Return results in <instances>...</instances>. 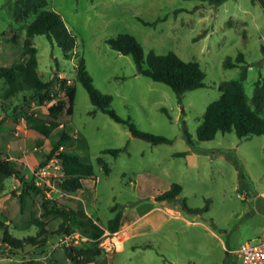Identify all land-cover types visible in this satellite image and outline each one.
Returning a JSON list of instances; mask_svg holds the SVG:
<instances>
[{
  "label": "rangeland",
  "instance_id": "374dc122",
  "mask_svg": "<svg viewBox=\"0 0 264 264\" xmlns=\"http://www.w3.org/2000/svg\"><path fill=\"white\" fill-rule=\"evenodd\" d=\"M14 6L15 0H0V66L26 58L24 25L32 15L16 21ZM48 7L74 35V51L67 58L54 39L35 34L37 72L43 80L56 75L57 96L65 95L64 78L66 85L73 84L74 94L59 125L45 136L27 128L24 116L45 114L47 104L23 102L30 90L3 97L7 83L0 78V152L19 167L26 184L37 186L57 205L82 209L102 227L119 210L124 221L115 232L105 230L98 242L77 230L58 234L61 218L54 212L43 215V195L15 176L5 177L0 181V218L21 245L7 244L0 230V264H74L66 246L98 248L84 264H242L233 251L244 240L255 241L264 224V135L240 138L230 130L198 140L196 128L206 106L220 96L218 84L240 76V66H225L226 58L235 60L243 53L248 67L242 85L251 106L255 82L264 84V9L259 1L48 0ZM120 32L132 34L144 55L173 51L183 60L197 61L204 85L184 91L178 101L167 84L139 73L131 54L107 43ZM80 57L93 86L110 95L116 114L172 141L153 144L133 136L127 125L97 108L75 76ZM59 130L72 136L60 150L77 153L93 167L94 178L82 180L75 191L60 187L57 158L40 164ZM104 148L121 150L113 155L103 153ZM172 182L181 185L176 199H154ZM183 200L189 207L207 204V209L189 212L182 208Z\"/></svg>",
  "mask_w": 264,
  "mask_h": 264
},
{
  "label": "trees",
  "instance_id": "16d2710c",
  "mask_svg": "<svg viewBox=\"0 0 264 264\" xmlns=\"http://www.w3.org/2000/svg\"><path fill=\"white\" fill-rule=\"evenodd\" d=\"M258 1L264 9V0ZM29 15H32V18L24 25L25 37L22 42L26 58L22 62H12L9 65L0 66V78H4L7 83L3 97H11L20 91L30 90L29 95L23 97V102L30 103L33 101L38 104H47L45 114L30 112L25 114L24 119L27 128L48 136L59 125L58 117L68 109V104L74 94V86L73 84L66 85L64 78L61 88H63L65 95L57 96L53 87L56 75L54 74L48 80L41 79L37 72V48L32 42V37L35 34H45L54 39L61 48L62 54L67 58L72 57L75 37L66 27L61 15L48 7V0H15V20L19 21ZM106 41L120 53L131 54L137 66V71L155 81L167 84L176 94L178 101H181L184 91L204 85V71L195 60H183L173 51L159 54L154 50H149L144 55L139 42L132 34L127 32H120L107 38ZM224 65L228 67L240 66V76L238 79L225 80L218 84L221 94L219 98L206 106L202 121L196 128L197 139L209 140L214 137L217 131L230 130H234L240 138L264 135V117L261 116L264 109V84L260 79L255 82L254 91L250 98L253 104L251 106L242 85L248 67L243 53L239 51L235 56V60L226 58ZM75 76L87 89L92 103L108 113L115 121L127 125L133 136L141 137L153 144L172 141V139L163 135L144 132L136 127L130 117L123 118L116 114L110 107V95L93 86L91 75L86 69L82 57L78 59L75 66ZM55 136L56 138L51 140V147L40 164H45L53 157L57 158L62 169L60 187L65 191H75L82 186V180L94 178L92 164L82 160L77 153L60 150V147L72 138L68 132L59 130L55 133ZM188 142L192 143L189 135ZM120 150L121 148H104L102 152L116 155ZM184 153L177 152L176 154L181 155ZM97 162L105 171H109V167L103 158L98 157ZM9 176H15L21 183L43 195V215L54 212L61 218L56 230L58 234L66 235L77 230L91 238L93 242H98L105 230L112 233L117 231L123 224L124 219L121 210L116 211L114 216L107 220L105 227H102L82 209L75 210L57 205L37 186L26 184L19 167L9 156L0 152V181ZM180 191L181 185L172 182L168 189L156 194L154 199L159 201L174 200ZM181 205L189 212L207 209V204L201 208L189 207L184 200ZM111 209L114 210L115 205ZM35 223L40 226L44 225L43 220H35ZM0 230L3 233L2 239L7 244L10 246L21 245L20 239L10 234L8 227L1 218ZM28 239L35 243L34 237L31 236ZM39 243L44 244L43 240ZM65 252L68 259L74 264H84L91 262L93 257L99 253V249L66 246Z\"/></svg>",
  "mask_w": 264,
  "mask_h": 264
},
{
  "label": "built area",
  "instance_id": "2783aa9c",
  "mask_svg": "<svg viewBox=\"0 0 264 264\" xmlns=\"http://www.w3.org/2000/svg\"><path fill=\"white\" fill-rule=\"evenodd\" d=\"M242 264H264V224L256 240H244L233 251Z\"/></svg>",
  "mask_w": 264,
  "mask_h": 264
}]
</instances>
